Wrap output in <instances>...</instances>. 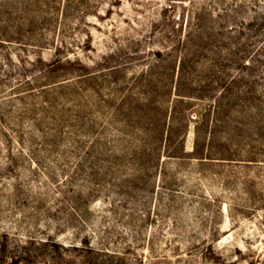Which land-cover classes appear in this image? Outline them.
Returning <instances> with one entry per match:
<instances>
[{
  "label": "rangeland",
  "instance_id": "374dc122",
  "mask_svg": "<svg viewBox=\"0 0 264 264\" xmlns=\"http://www.w3.org/2000/svg\"><path fill=\"white\" fill-rule=\"evenodd\" d=\"M0 264H264V0H0Z\"/></svg>",
  "mask_w": 264,
  "mask_h": 264
}]
</instances>
